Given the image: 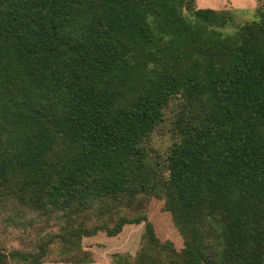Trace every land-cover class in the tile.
Listing matches in <instances>:
<instances>
[{
	"label": "trees",
	"instance_id": "trees-1",
	"mask_svg": "<svg viewBox=\"0 0 264 264\" xmlns=\"http://www.w3.org/2000/svg\"><path fill=\"white\" fill-rule=\"evenodd\" d=\"M175 98L165 175L145 143ZM142 193L164 200L180 251L144 213L109 225ZM9 197L60 217L71 244L144 221L125 264H264V0L242 24L194 0H0V204ZM40 254L0 251V264Z\"/></svg>",
	"mask_w": 264,
	"mask_h": 264
},
{
	"label": "rangeland",
	"instance_id": "rangeland-1",
	"mask_svg": "<svg viewBox=\"0 0 264 264\" xmlns=\"http://www.w3.org/2000/svg\"><path fill=\"white\" fill-rule=\"evenodd\" d=\"M194 2L198 8L230 10L234 14V24H242L257 17L263 0H194ZM226 29L231 30L232 26ZM179 103L178 98L170 102L164 112L163 120L145 143L151 160L162 168L165 175H167L164 168L165 159L174 141V117ZM142 213L146 214L152 222L161 243H172L178 251L183 248V237L171 213L165 209L164 200L153 195L142 193L131 203L122 204L118 214L110 218L108 223L114 226L115 218L119 215L137 217ZM99 222L101 220L94 219L88 221V225ZM62 225L63 220L60 217L42 216L9 197L0 204V251L9 253L18 250L28 254L41 253V264H125L122 257H128L134 263L142 246L146 243L147 230L144 221L126 224L115 236H110L106 231H99L95 235L84 236L75 244L58 236ZM164 249L166 251L154 249L151 255L166 258L171 254V250ZM8 264L24 263L11 258Z\"/></svg>",
	"mask_w": 264,
	"mask_h": 264
}]
</instances>
